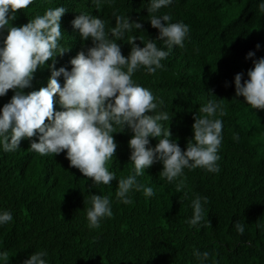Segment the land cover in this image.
Wrapping results in <instances>:
<instances>
[{"label": "trees", "instance_id": "obj_1", "mask_svg": "<svg viewBox=\"0 0 264 264\" xmlns=\"http://www.w3.org/2000/svg\"><path fill=\"white\" fill-rule=\"evenodd\" d=\"M151 2L100 0L98 10L93 0H33L10 24L19 27L49 8L65 7L61 44L70 51L58 55L55 66L70 71L71 59L92 46L91 39L84 41L73 27L76 16L104 20L110 39H115L110 31L116 24L113 11L142 23L143 29L126 31L116 42L125 56L131 51L130 36H143L145 43L153 39L158 48L169 51L161 61L163 69L149 74L141 66L133 80L149 89L157 103L164 101L157 111L169 114L170 119L160 123L170 128L171 139L186 150L194 138V115H202L199 108L209 101L223 104L227 114L215 117L223 121L219 172L185 168L187 186L177 192L178 181L161 179L163 164L157 162L137 177L155 195L132 190L133 202L124 204L116 197L119 179L135 172L129 147L134 133L128 127L113 134L118 148L107 167L117 178L109 185H96L71 167L66 151L40 155L30 149L27 138L14 152H5L0 144V214L10 211L13 216L0 224V253H9L8 264H24L39 251L47 253L46 264H264V110L253 109L235 90V75L242 72L247 80L254 60L264 57V11L259 8L264 0H172L149 14ZM163 14L172 17L171 23L189 26L184 48L169 50L158 39L150 15ZM6 35L7 30L0 33V42ZM144 42L136 41L140 47ZM250 51L255 55L246 58ZM50 76V67L38 68L25 94L46 87ZM59 80L63 85L64 77ZM14 94L9 90L0 97V111ZM54 99L56 110H62L58 95ZM236 134L238 141L233 139ZM34 139L38 142V137ZM150 141L154 147L158 138ZM92 194L109 196L111 202L113 216L101 219L99 228H90L87 220ZM197 195L209 202L201 200L204 219L191 226ZM237 222L244 225L243 234L237 231ZM194 250L207 251L209 258L202 261ZM0 264L5 262L0 259Z\"/></svg>", "mask_w": 264, "mask_h": 264}, {"label": "clouds", "instance_id": "obj_2", "mask_svg": "<svg viewBox=\"0 0 264 264\" xmlns=\"http://www.w3.org/2000/svg\"><path fill=\"white\" fill-rule=\"evenodd\" d=\"M93 2L100 10V0ZM171 3L172 0H152L148 13H156ZM32 4L33 0H0V33L7 30L6 37L0 42V97L7 95L9 90L15 92L0 111V144L5 152L16 151L27 138L31 140V150L40 155H58L66 151L71 167L79 169L96 185H109L117 178L107 167L118 148L113 134L128 127L134 133L129 147L135 172L119 179L116 197L124 204L133 202L129 196L132 190H142L146 197L155 195L153 188L140 184L137 177L157 162L163 164L159 173L161 179L166 178L169 183L178 181L177 192L187 186L185 168L201 167L209 172H219L217 161L220 159L223 121L215 117L217 113L221 117L227 114L223 104L209 101L199 108L202 115H194V138L188 141L186 150L171 139L170 128L160 123L168 121L170 116L167 112L157 111L164 101L161 99L157 103L149 89L133 80L141 66L149 74L163 69L161 61L168 57L169 51L158 48L153 39L145 43L143 36H130L127 42L132 47L130 54L125 56L116 42L122 40L126 31L143 29L142 23L113 11L116 24L110 31L115 39H110L104 20L86 14L76 16L73 27L79 30L84 41L90 38L92 46L71 59L70 71L66 67L57 69L56 57L70 51V46L61 44V20L67 9L63 6L49 8L44 15H37L22 26L10 24L16 19L17 11ZM259 8L264 11V3ZM171 19L169 14L150 15L152 27L159 30L158 39L164 41L169 50L174 46L184 48L189 26L182 21L171 23ZM137 39L144 42V47L136 43ZM256 47L259 49L260 45ZM254 55L250 51L246 58ZM49 60L51 65L47 64ZM45 66L51 68L47 86L25 94L24 89L31 87L38 68ZM243 75L242 72L235 75L236 96L244 97L253 109L264 110V57L254 60V68L248 70L247 80H243ZM61 76L64 77L63 85L59 80ZM57 95L62 110L54 107ZM117 125L122 127L121 131H117ZM34 137H38V142ZM150 138H158L154 147ZM233 139L238 141L239 135H234ZM201 200L205 204L209 202L207 197L198 195L193 200L194 215L188 221L191 226L204 219ZM112 216L109 196L92 194L91 207L87 209L89 227L99 228L101 219ZM12 219L10 211L0 214V224ZM235 227L240 234L244 233L243 224L237 222ZM46 255L44 251L35 252L24 264H46L43 258ZM194 255L205 261L210 254L194 250ZM0 259L8 264L9 253H0Z\"/></svg>", "mask_w": 264, "mask_h": 264}]
</instances>
